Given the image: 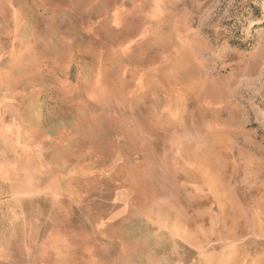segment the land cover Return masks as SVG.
I'll use <instances>...</instances> for the list:
<instances>
[{"label":"rangeland","instance_id":"1","mask_svg":"<svg viewBox=\"0 0 264 264\" xmlns=\"http://www.w3.org/2000/svg\"><path fill=\"white\" fill-rule=\"evenodd\" d=\"M0 264H264V0H0Z\"/></svg>","mask_w":264,"mask_h":264}]
</instances>
